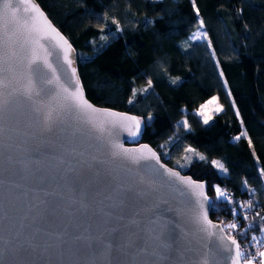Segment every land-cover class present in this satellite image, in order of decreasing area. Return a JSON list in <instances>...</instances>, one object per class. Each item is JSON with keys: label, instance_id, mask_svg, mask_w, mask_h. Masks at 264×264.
<instances>
[{"label": "water", "instance_id": "95a60500", "mask_svg": "<svg viewBox=\"0 0 264 264\" xmlns=\"http://www.w3.org/2000/svg\"><path fill=\"white\" fill-rule=\"evenodd\" d=\"M30 3L44 14L37 26L46 30V20L71 46L47 32L40 54L51 68L33 66L37 91L50 96L61 86L74 90L78 79L84 100L100 111L68 102L45 128L34 100L15 91L24 81L4 36L5 68L12 64L16 71L5 72L10 83L0 107V264H231L235 246L221 222L209 216L206 180L165 163L139 141L141 119L135 113L86 97L75 47L36 0ZM11 6L21 19L38 15L25 12L30 6L21 0ZM0 16L2 26L8 22L4 0ZM104 110L138 118V131L134 122H125L137 134ZM142 145L158 160L139 158L148 155ZM169 168L179 177L170 176ZM180 177L203 184V196ZM203 214L216 227L208 228Z\"/></svg>", "mask_w": 264, "mask_h": 264}, {"label": "trees", "instance_id": "16d2710c", "mask_svg": "<svg viewBox=\"0 0 264 264\" xmlns=\"http://www.w3.org/2000/svg\"><path fill=\"white\" fill-rule=\"evenodd\" d=\"M36 1L75 47L86 97L135 113L138 140L171 166L181 163L186 148L203 155L192 153L181 172L206 180L210 218L222 224L236 214L243 227L237 208L251 219L244 237L258 236L264 226V0ZM201 19L207 38L189 39ZM213 93L223 108L204 124L193 109ZM212 160L226 171L218 173ZM216 187L227 197L216 198Z\"/></svg>", "mask_w": 264, "mask_h": 264}, {"label": "snow or ice", "instance_id": "6c2138e0", "mask_svg": "<svg viewBox=\"0 0 264 264\" xmlns=\"http://www.w3.org/2000/svg\"><path fill=\"white\" fill-rule=\"evenodd\" d=\"M21 3L29 4V8L25 9V12L29 10L32 13L38 14L33 15L29 19H21L18 16V9L16 7H12V0H4V9L6 10V15L8 17V22L4 25L0 26V48L3 47L5 40L4 36H7V43L9 47L10 57L12 59H16L18 61V65L20 68V76L23 79L24 83L21 85L20 88L16 89L15 91L20 95L25 96L30 100H34L35 103V110L41 112L43 114V125L45 128H48L53 121L54 114L58 113L60 110L65 108L68 102L75 105L77 108L82 110H91L92 112L100 111L98 109L92 108L90 104L83 98V93L81 89V85L79 80L77 79L74 90H69L68 87L61 86L60 90L54 91L52 95L45 96L42 95L41 91H37V87L32 80V72L33 66L36 65L38 62H42L44 66L51 68V65L48 63L47 57L42 56L40 53L45 50V45L43 41L47 39V32L55 33L59 39L63 42V45H66L68 48L71 46L68 45L67 40L60 36L59 33L53 28L46 20L44 24L46 26V30L44 28L38 27V18L43 17L44 14L39 10V8L34 4L30 3V0H21ZM0 19H4L3 16H0ZM204 22L200 20V27L203 28ZM105 37H102L104 39ZM207 33L197 31L191 39L196 41L200 39H206ZM19 44L21 49L20 52H17L16 46ZM209 47H211V42L209 41ZM26 50V51H25ZM65 60L71 64V61L68 59L67 53H65ZM14 73L16 71V67L12 64H9L7 69L5 68V59L2 53H0V107H3L5 103L4 97V89L9 87V80L5 77V72ZM73 75H75V69L73 68ZM223 76V72L220 73ZM48 85H52L53 81L48 80ZM152 81H148V86L151 87ZM135 89H133V94H135ZM231 93H229L230 95ZM131 102V101H130ZM222 110V106L218 104V98L216 96L211 97L209 100L205 101L203 104L200 105L198 109V115L203 118V123L208 124L210 120H212V113L213 112H220ZM107 111L109 115L113 117H119V122L121 126H126L130 135H136L137 131L140 127V121L136 117L126 116L121 113H115ZM239 115V112H237ZM132 121L135 123V128L137 131H132L131 125H126L125 122ZM184 128H189L188 121L185 120L183 122ZM247 133L244 132L241 136H246ZM241 136H237L235 139L239 140ZM249 144H251V140H249ZM142 149H147L148 155H142L141 159H157L156 153L153 152L151 149L148 148L147 145H142ZM127 152V150H125ZM186 153H195L199 156V159L204 160L205 157L200 155L199 153L195 152V149L189 147L185 149ZM132 159H138L137 157L133 156ZM190 159V157L188 158ZM212 164L215 165L217 168L224 169V165L217 160H213ZM167 172L170 176L179 177V172L173 169H167ZM261 175H264V169L261 170ZM181 180L185 181L189 185H194L195 188L200 189V195L203 196V184H195V182L191 181L190 178L187 177H180ZM218 196H225L226 194L221 191L218 187L216 189ZM207 199V197H204ZM245 206L250 207L251 202H248ZM235 212V210H234ZM246 218V217H245ZM202 222L208 227H216L212 224L210 220H208L207 215L203 214L201 217ZM230 229L237 228V224L231 223L227 225ZM207 230V229H205ZM264 231V228L261 229ZM227 239L231 242L232 245L235 246L234 256L232 257L231 264H241V259L246 256V253L241 250L240 245L238 244L237 240L234 236L229 235ZM255 239V237H253ZM257 256L260 257L258 264H264V251H259ZM254 260L256 257H252L250 259H244L243 264H254Z\"/></svg>", "mask_w": 264, "mask_h": 264}, {"label": "rangeland", "instance_id": "374dc122", "mask_svg": "<svg viewBox=\"0 0 264 264\" xmlns=\"http://www.w3.org/2000/svg\"><path fill=\"white\" fill-rule=\"evenodd\" d=\"M198 30L202 32L201 27H197L195 30H193V31L189 34V37H188V38L191 39V37H192V36H193ZM213 96H216V97L218 98V104L221 105L222 108H223V103H222V101H221V99H220V97H219V94H217V93H213V94H211L209 97H207L204 101L200 102V103H199V104L193 109L194 114L200 119V121H201L202 123H203V118H202L201 116L198 115V109H199V107H200L201 104H203L205 101L209 100V99H210L211 97H213ZM214 113H216V112H213L212 115H213ZM183 122H184V118H181V119L179 120V123H180L182 126H183ZM183 127H184V126H183ZM244 132H245V129L243 128L240 134H242V133H244ZM189 157H190V158L192 157V153H184V154L182 155V158H181V163H180V162H179V163H173L174 165H172V166H174V167H176L177 169H179L180 171H182V170H183V165L186 164V162L189 160V159H188ZM212 161H213V160H212ZM212 161H211V162H212ZM217 161H218V160H217ZM182 164H183V165H182ZM213 166L215 167V169H216V171H217L218 173L223 172V169L217 168L215 165H213ZM216 189H217V187H216ZM221 191H223V190L221 189ZM215 197H216V198H222L223 196H218V195H217V191H216V195H215ZM225 197H227V195H225ZM210 199H211V198H210ZM211 201H212V199H211ZM233 211H234V210H233ZM235 211L238 213V215L240 216V218H242V221H244V219H245L246 224L244 223L245 225H244L243 227H241L240 225H238V221H237V217H238V216H237L236 214H233L231 218H228V219H226V220H222V226H223V228L225 229V231H226V233H227L228 235H233L234 237H235V236H238L239 239H243V237H244L243 232H244V230L246 231V227L249 228V227L246 226V225H249L251 219H250L247 215H243V216H242V212H241L240 210H237V208H236ZM245 217H246V218H245ZM249 219H250V220H249ZM231 223H235V224H237V228H235V229H230V228H228L227 225H228V224H231ZM262 228H264V226L260 227V230H259L260 232H259V235H258V236H257L256 233H250V235H252L251 240L253 241L254 246L256 247V249H255V252H254L252 255L248 254V250H247V249H244V250H245V253H246V256L242 258V261H241L242 264H243V260H244V259H250V258H252V257H256V260H257V261L254 260V264H258V261H259L260 257L257 256V253H258L259 251H264V231L261 230ZM253 237H255V239H253Z\"/></svg>", "mask_w": 264, "mask_h": 264}, {"label": "built area", "instance_id": "2783aa9c", "mask_svg": "<svg viewBox=\"0 0 264 264\" xmlns=\"http://www.w3.org/2000/svg\"><path fill=\"white\" fill-rule=\"evenodd\" d=\"M251 237H252V235H250V234L245 236V237H243V239H239L238 236H235L238 244L240 245L241 250L245 252L244 249H247L248 250V254H250V255H252L255 252V249H256V247L254 246L253 241L251 240ZM241 261H242V259H241ZM255 261H257V260H255ZM241 264H242V262H241Z\"/></svg>", "mask_w": 264, "mask_h": 264}]
</instances>
